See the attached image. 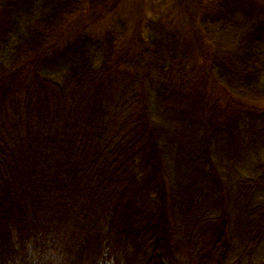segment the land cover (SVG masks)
Segmentation results:
<instances>
[{
  "label": "trees",
  "instance_id": "16d2710c",
  "mask_svg": "<svg viewBox=\"0 0 264 264\" xmlns=\"http://www.w3.org/2000/svg\"><path fill=\"white\" fill-rule=\"evenodd\" d=\"M185 1L0 0V264H264V0Z\"/></svg>",
  "mask_w": 264,
  "mask_h": 264
},
{
  "label": "rangeland",
  "instance_id": "374dc122",
  "mask_svg": "<svg viewBox=\"0 0 264 264\" xmlns=\"http://www.w3.org/2000/svg\"><path fill=\"white\" fill-rule=\"evenodd\" d=\"M97 11L107 14L104 19L94 22V29L101 30L110 23L112 17L123 20L135 19L143 11L151 12L158 17L165 18L167 23H181L183 18L189 15L185 0H92ZM163 8L164 10L160 9ZM161 11L162 13H159ZM90 14V13H89ZM130 23V22H129Z\"/></svg>",
  "mask_w": 264,
  "mask_h": 264
}]
</instances>
